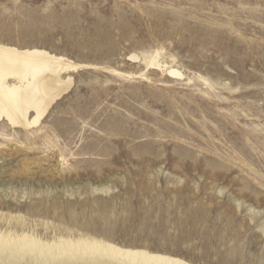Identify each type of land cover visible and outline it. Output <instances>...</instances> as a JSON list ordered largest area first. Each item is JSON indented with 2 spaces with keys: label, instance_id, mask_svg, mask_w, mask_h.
Wrapping results in <instances>:
<instances>
[{
  "label": "rangeland",
  "instance_id": "1",
  "mask_svg": "<svg viewBox=\"0 0 264 264\" xmlns=\"http://www.w3.org/2000/svg\"><path fill=\"white\" fill-rule=\"evenodd\" d=\"M0 43L81 65L4 129L0 232L264 264V0H0Z\"/></svg>",
  "mask_w": 264,
  "mask_h": 264
},
{
  "label": "bare ground",
  "instance_id": "2",
  "mask_svg": "<svg viewBox=\"0 0 264 264\" xmlns=\"http://www.w3.org/2000/svg\"><path fill=\"white\" fill-rule=\"evenodd\" d=\"M159 55L158 50L156 55L149 57L148 68H166L163 65L166 61L162 63ZM80 67L43 49H19L0 43V139L11 140L4 129L12 133L21 131L26 137L35 138L39 132L34 128L47 116L51 106L67 94L73 83L72 77L64 74ZM167 71L170 79L184 76L174 68L167 67ZM3 253L15 256L17 261L13 264L24 261L27 264H191L180 258L120 247L96 238L42 242L24 233L0 232V254ZM0 264L4 263L0 261Z\"/></svg>",
  "mask_w": 264,
  "mask_h": 264
}]
</instances>
